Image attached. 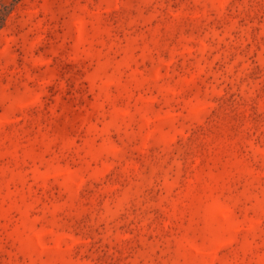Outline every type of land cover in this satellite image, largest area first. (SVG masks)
Returning a JSON list of instances; mask_svg holds the SVG:
<instances>
[{
  "label": "rangeland",
  "instance_id": "374dc122",
  "mask_svg": "<svg viewBox=\"0 0 264 264\" xmlns=\"http://www.w3.org/2000/svg\"><path fill=\"white\" fill-rule=\"evenodd\" d=\"M0 264H264V0H0Z\"/></svg>",
  "mask_w": 264,
  "mask_h": 264
},
{
  "label": "trees",
  "instance_id": "16d2710c",
  "mask_svg": "<svg viewBox=\"0 0 264 264\" xmlns=\"http://www.w3.org/2000/svg\"><path fill=\"white\" fill-rule=\"evenodd\" d=\"M8 14L9 13H2L1 15H0V28H2L3 26H4V24H5V22H6V19H7V17H8Z\"/></svg>",
  "mask_w": 264,
  "mask_h": 264
}]
</instances>
